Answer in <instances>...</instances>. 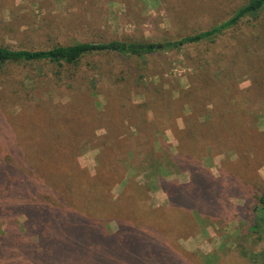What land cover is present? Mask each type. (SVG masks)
Segmentation results:
<instances>
[{
	"label": "rangeland",
	"instance_id": "374dc122",
	"mask_svg": "<svg viewBox=\"0 0 264 264\" xmlns=\"http://www.w3.org/2000/svg\"><path fill=\"white\" fill-rule=\"evenodd\" d=\"M205 1L210 3L201 1L199 4L197 0H0V45L45 50L78 42L162 43L207 27L211 17L222 16L246 0ZM205 9L208 11H201ZM236 33L222 37L208 57L224 53L229 72L234 73L238 87L246 95V122L254 128L250 132L259 138L257 147L261 148L255 151V157L251 154L250 169L254 180L264 183V15L257 22L241 24ZM201 51V47H187L144 57L89 56L80 67L63 70L61 80L53 75L54 67L43 64L9 65L0 69V153L3 157L12 153L8 144L12 137H17L13 132L15 128L19 137L30 128L27 135L33 138L35 135L30 134L41 127L40 123L44 122L48 132L58 125L63 138L85 137L80 141L83 149L78 152V164L84 173L93 176L99 170L101 150L120 140L122 147L112 146V154L120 162L119 168L129 179L146 186L143 202L138 201V204L159 214L157 216L168 215L172 198L167 183L176 180L188 184L192 180L190 165L174 158L179 144L175 132L185 127L183 109L188 100L182 98L181 93L192 92L189 88L197 74V64L190 57L202 55ZM206 100L201 101L206 104ZM216 122L211 123L214 130L218 127ZM12 124L16 126L14 129L9 126ZM220 161L221 158L209 163L215 176ZM152 166H167L173 174L164 179L161 173L153 176L152 170H147ZM132 169H136L133 175ZM121 190V186L116 185L112 195L118 196ZM230 194V203L238 206L246 217L243 210L247 208L246 199L239 193V186H232ZM18 198L10 195L6 200L21 201L22 198L19 201ZM182 214L181 222L192 218L191 213ZM27 216V213L20 216V212L0 214V231L13 228L9 222L14 221L15 225ZM108 219L109 215L106 221ZM210 221L189 235L182 226H172L166 241L183 258L178 264H248L234 250L233 231L242 226L233 221L219 222L217 215ZM102 225L111 226L114 232L117 229L116 223L109 221ZM121 243L131 257L135 251L124 237ZM254 248L264 250V243L257 242ZM19 254V260L8 254L0 264L29 263L22 257L24 251Z\"/></svg>",
	"mask_w": 264,
	"mask_h": 264
},
{
	"label": "trees",
	"instance_id": "16d2710c",
	"mask_svg": "<svg viewBox=\"0 0 264 264\" xmlns=\"http://www.w3.org/2000/svg\"><path fill=\"white\" fill-rule=\"evenodd\" d=\"M263 15L264 0H246L222 16L211 17L207 27L162 43L78 42L45 50L0 45V69L43 64L54 67L53 75L59 80L63 70L80 67L89 56L144 57L187 47H201L203 52L190 57L197 64V74L189 88L192 92L181 93L188 100L183 109L185 127L175 132L179 144L174 158L189 164L193 175L188 184L176 180L167 183L171 212L157 216L138 204L143 202L146 186L129 179L119 168L112 146L122 147L120 140L101 150L99 170L91 176L78 164V152L83 149L80 141L85 137L63 138L61 127L56 125L48 132L43 121L30 134L35 137H28L30 128L19 137L12 124L9 126L17 135L8 144L12 153L7 157L0 153V214L20 212V216H28L15 225L9 222L13 228L0 231V260L8 254L19 260V253L24 251L22 257L29 261L25 264H178L183 258L166 241L172 226H182L189 235L217 215L219 222L233 221L242 226L233 231L234 250L240 258L248 264H264V250L254 248L257 242L264 243V183L256 182L250 169L251 154L255 157V151L261 149L257 147L259 138L250 132L254 128L246 122V95L238 87L234 73L229 72L225 54L208 57L222 37L236 35L241 24L257 22ZM202 98L207 99L206 104ZM214 120L216 130L211 124ZM39 129L43 130L40 134L36 132ZM219 158L215 176L210 164ZM125 163L130 165L128 160ZM153 168L156 167L147 170H152L153 176L161 173L162 179L173 174L167 166ZM116 185L122 188L118 196L112 195ZM234 185L246 199V217L230 203ZM10 195L19 196L18 201L22 199L11 203L6 200ZM183 212L191 213L192 218L181 222ZM108 215L107 221L116 223L115 232L111 226L102 225ZM121 237L135 251L131 257Z\"/></svg>",
	"mask_w": 264,
	"mask_h": 264
}]
</instances>
